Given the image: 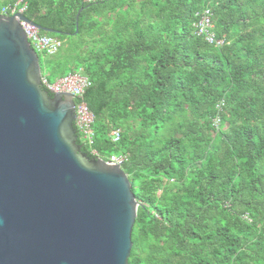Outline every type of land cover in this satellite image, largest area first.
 <instances>
[{
  "label": "trees",
  "instance_id": "trees-1",
  "mask_svg": "<svg viewBox=\"0 0 264 264\" xmlns=\"http://www.w3.org/2000/svg\"><path fill=\"white\" fill-rule=\"evenodd\" d=\"M24 3L62 41L41 70L91 82L82 152L125 158L139 204L128 264H264V0ZM204 9L222 46L195 32Z\"/></svg>",
  "mask_w": 264,
  "mask_h": 264
},
{
  "label": "water",
  "instance_id": "water-1",
  "mask_svg": "<svg viewBox=\"0 0 264 264\" xmlns=\"http://www.w3.org/2000/svg\"><path fill=\"white\" fill-rule=\"evenodd\" d=\"M20 20L42 31L0 14V264H128L129 178L82 152L75 101L42 87Z\"/></svg>",
  "mask_w": 264,
  "mask_h": 264
},
{
  "label": "built area",
  "instance_id": "built-area-1",
  "mask_svg": "<svg viewBox=\"0 0 264 264\" xmlns=\"http://www.w3.org/2000/svg\"><path fill=\"white\" fill-rule=\"evenodd\" d=\"M91 1V0H86ZM26 4L24 0H17L14 4H7L2 7L0 14L4 16L24 15L26 12ZM198 21L195 24L196 34L204 38V40L215 46H222L224 41L216 39L212 32L211 13L208 9H204L197 14ZM20 25L24 30V33L31 45V47L38 54H45L47 56L55 55L62 47V41L56 37L47 36L41 34L37 27L31 25L29 22L20 20ZM42 87L53 94H68L71 95L75 101V129L81 135L82 140L89 146L93 144L94 133L92 126L95 121L93 113L89 110L87 104L84 102V94L91 87L90 80L81 72L78 71L73 74H69L56 79L54 84H51L48 80V76H44L42 73L41 78ZM219 123L217 119L216 124ZM114 142H118L120 139V131H115L112 134ZM91 153L94 157H99L97 152L91 149ZM100 158V157H99ZM124 157L111 156L108 160H104L109 164L118 165L122 167L124 163Z\"/></svg>",
  "mask_w": 264,
  "mask_h": 264
},
{
  "label": "rangeland",
  "instance_id": "rangeland-1",
  "mask_svg": "<svg viewBox=\"0 0 264 264\" xmlns=\"http://www.w3.org/2000/svg\"><path fill=\"white\" fill-rule=\"evenodd\" d=\"M42 73H43L44 76H48V80H49V82H50L51 84H54V83L56 82V78H55L54 76L50 75L49 70H48V71H46V70H45V71L42 70Z\"/></svg>",
  "mask_w": 264,
  "mask_h": 264
}]
</instances>
